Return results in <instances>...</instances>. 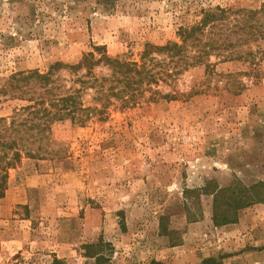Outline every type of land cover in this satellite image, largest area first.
<instances>
[{
    "label": "rangeland",
    "instance_id": "rangeland-1",
    "mask_svg": "<svg viewBox=\"0 0 264 264\" xmlns=\"http://www.w3.org/2000/svg\"><path fill=\"white\" fill-rule=\"evenodd\" d=\"M263 2L0 0V85L16 71L74 64L94 44L138 61L144 43L178 40L200 7ZM208 62L157 87L188 96L115 102L104 118L53 123L44 155L9 169L0 264H264V202L218 225L211 193L264 182V39L220 48ZM62 76L70 87L72 76ZM92 96L82 102L94 105ZM1 100L0 116H9L18 101Z\"/></svg>",
    "mask_w": 264,
    "mask_h": 264
},
{
    "label": "trees",
    "instance_id": "trees-1",
    "mask_svg": "<svg viewBox=\"0 0 264 264\" xmlns=\"http://www.w3.org/2000/svg\"><path fill=\"white\" fill-rule=\"evenodd\" d=\"M198 15L199 20L193 24L178 27V40L164 44L144 43L138 61L111 56L103 45L94 44L74 64L58 60L46 71L31 69L12 73L0 85V97L7 99H0L1 102L18 101L9 116H0V201L7 188L9 169L18 164L23 155L31 158L44 155L40 142L53 123L69 119L83 125L93 115L104 118L109 105L115 102H119L120 108H127L143 101L188 96L189 93L179 91L162 92L157 87L170 85L174 76L190 66L204 64L209 67L208 58L213 54L219 56L220 48L264 39V2L258 9L200 7ZM232 34L238 35L234 42L229 39ZM231 57L232 54L224 56ZM62 71L72 76L73 84L68 88L63 84ZM87 90L93 92L94 105L82 102ZM211 193L213 222L222 225L235 222L239 209L264 202V182L249 186L238 183L235 187L217 188ZM230 208L232 212L228 213ZM53 263L60 262L54 258ZM149 264L164 263L152 261Z\"/></svg>",
    "mask_w": 264,
    "mask_h": 264
}]
</instances>
